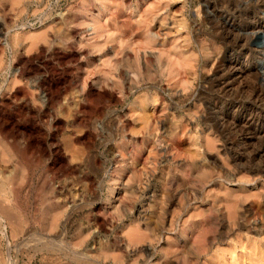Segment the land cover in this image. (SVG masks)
<instances>
[{
	"label": "rangeland",
	"instance_id": "374dc122",
	"mask_svg": "<svg viewBox=\"0 0 264 264\" xmlns=\"http://www.w3.org/2000/svg\"><path fill=\"white\" fill-rule=\"evenodd\" d=\"M207 1L0 0V264H264L263 34Z\"/></svg>",
	"mask_w": 264,
	"mask_h": 264
},
{
	"label": "bare ground",
	"instance_id": "6f19581e",
	"mask_svg": "<svg viewBox=\"0 0 264 264\" xmlns=\"http://www.w3.org/2000/svg\"><path fill=\"white\" fill-rule=\"evenodd\" d=\"M207 1V0H206ZM209 1H207V5H209L208 3ZM220 2V1H219ZM254 6L252 8H248L246 9L243 8L244 6H241L242 4H240L238 1H234V0H223V3H221V5L219 6V8H215L212 11H209L211 18L214 20L216 17L220 16L218 18V21L216 23L215 26V30L217 31V34L220 35L222 38L227 39L231 36H233L235 33H233L235 31V28H237L238 26L240 27L241 23H245V30L246 32L248 30H251L253 33V39L255 38H259L260 34H263V40H260L259 44H256V46L258 47V49L256 48V46L253 45V43H251V47L250 48H244L247 45H245V42L242 44L241 42H239L238 44V51H240V60H243V57L241 56V54H246L247 59H244L248 64L251 62L250 58L251 56L256 53V50H258L260 52L261 57L258 59L259 62L256 63H252L254 70L259 72V69L257 68V65L260 66L263 65V70H264V0H253ZM252 3V4H253ZM218 4V3H217ZM216 5H214L215 7ZM217 7V6H216ZM248 7V6H247ZM250 7V6H249ZM221 14V15H220ZM220 19V20H219ZM216 20H214L215 22ZM244 25V24H243ZM244 27V26H243ZM243 29V28H242ZM241 29V30H242ZM215 31V32H216ZM237 31V30H236ZM239 32V31H237ZM249 32V31H248ZM238 34V33H237ZM246 34V33H245ZM244 34V35H245ZM231 35V36H230ZM240 36V35H239ZM238 36V37H239ZM246 36V35H245ZM251 35H248L247 37H249ZM250 37V39L252 38ZM233 38V37H231ZM246 38V37H245ZM230 39V38H229ZM235 39H237L235 37ZM235 39H233L235 41ZM239 39V38H238ZM249 39V38H247ZM247 39L245 41H247ZM253 39H251L253 41ZM241 40V39H240ZM231 41V40H229ZM250 41V40H249ZM248 42V41H247ZM251 42V41H250ZM248 42V43H250ZM232 43V42H231ZM241 43V44H240ZM237 45V44H236ZM234 46V45H233ZM249 46V44H248ZM237 51V49H236ZM236 51L235 52H231L230 56V60L229 65L227 67L224 66V69H222V71H224L222 74H220L219 76L215 77L212 82H209L211 80H209L208 82L211 83L210 84V88L213 89L217 88V94L216 98H219L221 94L223 93H228L229 91L233 90L234 86L237 85V90H243L245 88V83L246 81L245 78L247 77L248 74H250L251 68H249V65H247V68H244L243 64L240 62V60L237 59V57L235 58L234 55H236ZM258 58V57H257ZM244 61V62H245ZM221 63H219L220 65ZM246 64V63H245ZM244 64V65H245ZM222 65V64H221ZM256 66V67H254ZM223 68V65H222ZM261 71V69H260ZM250 72V73H248ZM253 75V74H252ZM257 75V74H256ZM258 77V76H257ZM259 78V77H258ZM263 83V82H262ZM247 84V83H246ZM208 87V88H209ZM263 87V86H261ZM205 88V89H208ZM236 89V87H235ZM215 90V89H214ZM210 91V90H209ZM264 91V90H263ZM233 92V91H232ZM235 92V91H234ZM257 92V91H256ZM230 93V92H229ZM258 93V92H257ZM256 93V94H257ZM264 93V92H262ZM261 93V91H259V93L256 95V102H258L259 100L263 99L262 96L263 94ZM213 101V100H212ZM232 101V100H231ZM255 101V100H254ZM215 108H219V103L218 100L216 102H214ZM210 108L211 105H209ZM214 108V109H215ZM240 109V108H239ZM256 118V117H255ZM254 119V118H253ZM247 121V119H246ZM258 121V120H256ZM255 122V121H254ZM248 123V122H247ZM259 123V121H258ZM250 124V123H249ZM253 124V123H252ZM262 126V125H261ZM264 129V128H263ZM259 131V130H258ZM264 133V132H263ZM257 135V134H256ZM257 137V136H256ZM240 141L244 144H248L249 139H247L246 134H243L240 137ZM250 142V141H249ZM0 186H2L0 184ZM2 187H0V190H3ZM5 191V190H4ZM1 193V191H0ZM6 193V192H5ZM7 197V196H6ZM4 193L0 194V199L1 198H6ZM3 206V205H2ZM3 212V211H2ZM5 213V211H4Z\"/></svg>",
	"mask_w": 264,
	"mask_h": 264
}]
</instances>
